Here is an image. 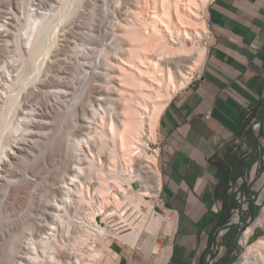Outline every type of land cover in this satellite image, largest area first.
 Here are the masks:
<instances>
[{
	"label": "bare ground",
	"instance_id": "obj_1",
	"mask_svg": "<svg viewBox=\"0 0 264 264\" xmlns=\"http://www.w3.org/2000/svg\"><path fill=\"white\" fill-rule=\"evenodd\" d=\"M7 1L4 0V2L6 3L3 4L1 2L3 5L0 4L2 5L0 7V51H4L1 53H4V58L2 57V59H0V139H3L11 134V132L13 131V121L18 122V125H21L20 128L23 129L22 132H25V134L27 133L30 137L26 138V140L24 141V144H26V146L23 147L18 145V143H15L17 139L15 140V142H10L9 140L8 143L4 142L6 144L0 143L1 188L4 186V182L6 180L7 183L11 182L13 179L15 180V178L10 180L11 178H7V175L5 173L3 174L4 171H8L9 167H12V163L16 161L15 159H17L21 155L23 156V154L25 155V153H22L23 151L28 153L29 147L31 149L35 148V146H37V142L40 143V137H42L44 134L48 135L50 131L55 130V128H52V125L54 124L53 119L49 120V117L51 116L49 114L50 112L44 110L45 106L41 107L37 103H33V101L29 103L28 101L30 100L28 99H31V97L27 99L26 96L25 99L27 100L23 102L19 101V92L14 93V90L10 87V84V89H6L7 86H5V84L7 83L4 84V82L7 77L9 78V76L13 74L14 69H16L17 72L20 71L18 69L19 67L16 66V63L14 64L13 59H11L13 56L11 55L12 57L8 58V55L5 54L6 52L7 54H9L8 50L10 44L12 45V42L15 43L16 51H19L18 55L23 61H21L23 66L20 63V65L22 66L21 68H24L25 66L26 68L24 70H26L28 69L27 64L30 63L29 59L33 60V58L38 54L37 50H40L42 41L45 40H43V38L47 34L45 32H48L51 27L52 33L49 34L51 36H53L52 34H54V37H51V41L53 40L52 42H50L52 43L51 46L56 40L55 38L57 36V33L59 35V38H57L58 41H67L68 35L72 36L75 35V33H78L77 35L81 40V42L79 43L80 45H77V43L75 47H73L74 49L76 48V50L79 51L78 53H81V57L79 56V59L77 56L78 60L76 61H78L77 63L79 64V68L84 69L83 72L85 75L86 73L87 75L88 73L91 74L90 77L86 75L90 78L89 79L86 77L87 79H89L88 81L87 79H83L82 83L87 81L86 83L82 84V86L81 84L80 86H78L79 88H83V85L85 86L86 84L88 85L87 89L88 87L90 88L88 89V93L86 94L87 97L81 103H79L80 109H78V111L80 110L81 114L77 115V117L76 114L73 115L76 119L75 122L72 121L74 124L70 126V128L72 127L73 129L69 128L67 130L66 128L67 131L62 129L65 131V133H63L64 131H62L60 137L57 138L56 136L57 140L55 138H52V140L55 139V142H57L55 143L53 142L54 140L52 141L53 147L55 146L58 150H54L55 153L58 152V156H60V152H62V148H59L61 147L60 145L64 146L65 154L62 156V158H60L61 160L63 159V162L61 161V164H58V156L56 155L55 157H53H57L56 163L59 166L61 165V168L63 167V169L55 168V165L57 166L56 163L53 166L55 169L54 171L50 170L51 167L47 170V168H49L47 167L48 163L44 165L47 168H39L42 171H38V167L35 168L37 170L36 173L38 172L42 175L43 179L40 180H42V182L46 184L44 189H42L44 190V192H46L45 194L50 191L54 194H61L62 196H59L60 198L62 197L61 199H63L65 202H69L70 200L75 201H70V203H73L72 205L74 207V212H78L77 215L80 216L81 214L80 218L82 216L84 218H81L83 220L81 221L80 225V228H82V230H78V225V228L76 227V230L73 229L74 231H69L70 228H68L69 230H67V227H65L66 229L64 228L66 224H61L64 230H58V228L56 227L57 225H59L57 224V221H55L56 226L54 224H51L50 226L47 225L49 223L47 217L46 219L48 220V222L45 221V218H42V220L44 221L42 222L44 224L46 222V225L49 226L48 229H50V231L36 234L35 232L37 231V229L34 228L35 226L32 221L28 222L26 219L25 222L24 218L21 221L23 223L20 222L21 225L16 227L18 223L16 226H13V224L15 223V218H7L13 224H8L7 219L3 221L4 219L0 218V242L3 243L6 238H8L7 240H9L7 241L8 243L6 245V248H2L3 254L1 255L3 256L0 255V264H97L98 260L104 255L102 253V247L101 250L99 248H96L98 240L103 243L104 239H107L108 236L112 235L118 238L122 243L129 244L130 246L135 247L136 245H138V242L145 230L154 233L157 237L156 243H154V245L150 249L152 254H156L158 251V241L161 239L160 232L167 224H172L175 226V220L169 219L168 214L163 213L160 209L158 210V208L150 200L146 199L147 196L152 194V188L155 189L163 186L162 174L158 167L159 150L156 148H152L150 143H155L158 139L157 126L162 110L169 102V100L173 97V94L176 91L184 88L191 82V79H193L192 73L195 70L196 66H199V64L203 63L205 60L208 48L206 46L190 44L189 41L201 36H206L207 38L209 37L210 30L207 26V16L201 21H198V18H202V16L205 15L204 13L207 12V7L210 0H132L130 2H125L128 5L134 4L137 9L125 4L124 6L128 7V9H125V11L118 10L117 5L115 6V9L109 6L110 0H101L103 4L100 5L102 6V8L99 16V24L100 26L104 25L106 28L102 36H96V34L94 36L90 31L86 32V29L85 31L82 30L83 28L79 30V27L85 21H81L83 23L78 26L79 24L75 22L76 19H74L72 16V14L74 13V9L72 10L70 7H67L68 3L63 0H24L25 2H23V4H25L23 6H21L20 4L22 0L21 2L19 0L13 2H11L10 0ZM112 2L118 4L120 1L112 0ZM19 6L24 10V12L22 11L23 14L21 13V16L24 17L25 22H22L23 24H20L21 27H19L20 25L18 26L19 30L16 33H13L14 40H10L8 36H10L11 33L15 30L12 29V31L11 27L8 26L10 24L9 20H14V18H18L20 20L22 18H20L19 13L17 14L18 10L16 11V9H19ZM137 6L141 8L138 9ZM145 6L146 9L148 8L147 6L150 7V13L144 11L145 8L143 7ZM13 7L14 9H12ZM116 12H119L118 14L120 15L122 14L124 18L126 15V19L128 20V22L126 23L121 21L120 17L122 15L118 17ZM72 18L74 19V21H71ZM80 19L84 20L81 17ZM80 19L78 21H80ZM73 22L77 23L76 26L78 30L73 28L75 26L72 24ZM84 25L85 24H83L82 27H84ZM86 25L85 27H87ZM43 33L45 34L43 35ZM61 36L63 37L60 38ZM178 41H181V46L179 47L175 45V43H177ZM91 42H93V44L96 42L97 45L100 44V46H102V48L100 47V51L99 49H97L98 54H96L95 57L94 55H89L88 51L86 50L88 48H95L94 46H88L87 43ZM45 43L42 44V46H45ZM65 44H61L60 42V45L64 46ZM50 47L49 49L51 50L52 47ZM61 47H59V50ZM65 47L64 49L62 48L60 52H55L53 50L50 55L51 58L49 57L51 67H54L56 64H60L62 63V61L67 60L66 56H64L66 57L64 58L62 57L63 55H60L63 50L64 52L67 50ZM49 49L47 48L48 52L50 51ZM10 51L12 52L13 50L10 49ZM93 54H95V51H93ZM75 55L76 54H74V56ZM16 60L18 61V59ZM60 72L61 70L57 73L59 74ZM66 72L68 71L66 70ZM61 73L64 74L65 71ZM58 74L57 76H59V79L56 78V80L58 81L55 80L56 76L54 78L52 76V86H49L51 84L47 85V83L44 81L46 79L49 80L48 76V78L46 77L43 78V80L41 79L42 82L39 83L40 86L42 85L45 88L47 87V89L41 91L44 93V95H53L57 103L67 105L75 100L74 96L72 97V95L77 93V90L73 88V85L71 87L68 81L69 79H66L69 76H61L62 74ZM49 81L51 82V80ZM2 84H4V86ZM4 87H6L5 90ZM31 91L34 93L33 90ZM17 94H19L18 97ZM34 102L36 101L34 100ZM95 105H98V107L102 108L101 111H103L104 114L100 113V111L98 112V108H96ZM89 114L92 115L89 116ZM95 114H99L98 116H100V120L96 116L95 118H97L96 120H98L96 122L98 123L99 121H101L100 124L103 127L101 133L99 132L100 134H98V132H96L97 134L95 133L96 136L100 135L99 137H96L93 133L91 134L92 130H90L93 128H91V125L93 124L92 121L95 122ZM31 126L32 129L30 128ZM66 127H68V125ZM145 133H147L148 135L146 141L143 140V135ZM16 137L18 138V136ZM110 141H112L113 146L111 145ZM63 142L65 143L63 144ZM54 143L59 144V146L55 145ZM84 148L85 150H83ZM19 150H21V152H19ZM51 150L53 154L54 151L53 149ZM70 150L76 151V154L72 151L73 155L75 154L74 157H76L77 160H75V165H73V167L71 166L72 168H69V163H71V160L74 157L70 154ZM83 151L86 156L90 155L91 157L95 153V155H105L107 157V160H109L108 162L111 164L109 167L110 169H112L113 167L116 168L115 163L119 161L117 160V157H120V159L122 160L121 162H123L122 169L125 166L126 171L125 169L124 171L128 172L126 173V175H123L126 177H119L122 176L118 172V170L120 169L119 167H117L119 168L117 171H115L116 169L113 168V174L115 172L118 173L110 176V181H107L110 177L105 180V172H102L104 175L100 172V175L102 174V177L104 176L105 178H101V176L99 175L97 177L96 175L99 174V171L102 170H99L98 168L95 170V165L93 166V170L95 171L91 169L89 164L88 165L90 168L88 167V165L86 169L85 167H83L84 165L82 166L83 155L81 157V154H83ZM91 157L90 159L92 160ZM91 163V165H93V162ZM43 168L45 170H43ZM88 169L92 170L93 174H90V170ZM96 171H98V173L94 174V172L96 173ZM14 174L15 172L13 173V175ZM68 174L70 177H68ZM117 174H119V176H117ZM65 175H67L66 177H68V180L65 179L64 181V178H66L64 177ZM92 175L96 176L95 178H98V183L94 182L93 179L95 178ZM40 180L36 183L38 184L39 182V184H43ZM90 181L91 183L94 182V187L97 184L96 188H93L94 190L97 189L96 191L98 192V197L96 198L97 201L95 200V202H93V198L91 199L78 196V192L80 190L78 188H83L82 186H84V190H80V193L81 191H83L82 196L88 195L89 191L93 193L92 189H90L89 191L87 189L91 187ZM86 182L90 183L89 187L87 186L86 188L87 190H85ZM108 184L109 186L111 184V189L114 186L115 188L117 187V191H119L120 194H118V192H112L113 195L110 194L111 189L108 190ZM71 185H75V187H72ZM27 186H25L24 188H26ZM71 187L72 190H74L73 196L75 193L79 197H76L78 200L76 198H71ZM74 188L76 189V192ZM30 190L29 192H25L28 191L25 190L20 193L17 191L18 194H15L17 195V198L15 196V200L10 201V204L8 203L11 209H19L23 207V205H25L27 200L30 201V198H32V195L30 194L33 193V190H31L32 192ZM84 191L88 193H84ZM96 191H94L93 194L95 197L97 196L95 195ZM0 194L2 195V193ZM29 195L31 197H28L29 199H27L26 197ZM42 195L44 196V193H42ZM93 195L91 194L92 197ZM110 195L113 196L114 202L117 204H120L123 201L128 202V206L133 208V210L137 212V215H140V219H138L137 223H134L132 219L129 220V216L131 213L129 214V216L124 214V217H121L123 218L121 220L125 222L124 224L120 225L118 224V222H115V214H118L117 210L119 209L116 210L115 207L114 210H107L106 207L108 205L110 207V204L113 203ZM46 197H48V194ZM46 197L45 199H47ZM52 202L50 201L51 204ZM63 202L61 200L62 204H58L60 209L63 207V205L66 207L65 209H67L70 204H67L68 202L64 204ZM66 204L68 206H66ZM60 205H62V207ZM143 206H146L148 208L147 212L144 211ZM238 208H240V203ZM57 210L55 212L53 211L52 213V210L50 209L51 213L58 219L57 215L60 211L57 212ZM122 211L123 210H121V212ZM47 212H49V210ZM70 212L72 214V211ZM121 212L120 214L122 216L123 214ZM37 213L40 214L41 212ZM54 213L58 214L56 215ZM39 214L36 215L39 216ZM41 214V216H43V213ZM59 215L62 217L61 212ZM67 217H70V214ZM64 218H66V216H64ZM236 219L237 218H234V220ZM59 220L60 223L64 222L60 217ZM66 222L68 223L69 221ZM261 222L263 223V219L261 220ZM43 223H40L42 227L45 226ZM61 225H59V227ZM73 227L75 228V225ZM34 229L36 231H34ZM106 246L111 250L108 244ZM106 246L104 248H106ZM248 247L249 248L243 255V261L241 262V264H264V237L259 238L255 242L251 243ZM167 257L168 253L165 254V260H167Z\"/></svg>",
	"mask_w": 264,
	"mask_h": 264
},
{
	"label": "crops",
	"instance_id": "obj_2",
	"mask_svg": "<svg viewBox=\"0 0 264 264\" xmlns=\"http://www.w3.org/2000/svg\"><path fill=\"white\" fill-rule=\"evenodd\" d=\"M207 15L214 36L201 74L173 95L157 126L163 197L178 210L165 264H208L215 235L236 208L242 173L251 218L264 201V149L243 157L242 139L248 108L258 113L264 136V0H211ZM257 143L249 136L248 150ZM124 246H112L119 264L133 251Z\"/></svg>",
	"mask_w": 264,
	"mask_h": 264
},
{
	"label": "rangeland",
	"instance_id": "obj_3",
	"mask_svg": "<svg viewBox=\"0 0 264 264\" xmlns=\"http://www.w3.org/2000/svg\"><path fill=\"white\" fill-rule=\"evenodd\" d=\"M5 1H7V0H5ZM11 2H13V1H16V0H10ZM20 2H21V0H19ZM31 1V0H30ZM63 1H65V2H67L68 3V5H67V7H70L72 10L74 9V15L72 14V16H73V18L74 19H76L75 20V22H77L79 25L78 26H80V24H82L83 22H81V21H85L83 24H87L86 26L88 27H85V25H84V27H82L83 26V24L79 27V30L80 29H82V30H84L85 31V29L87 30L86 32H88V31H90L91 32V34L92 35H94L95 36V34H96V36H102V34H104V32H105V26L104 25H101L100 26V24H99V16H100V11H101V8H102V6H100V5H102L103 4V2H101V0H63ZM109 1V0H108ZM118 1H120L118 4H115L114 2H112V0H110V2H109V6H111V7H113L114 9H115V6L117 5V8H118V10H121V11H125V9H128V7L127 6H129L128 4H126V2L125 1H128V2H130V1H132V0H118ZM211 1V0H210ZM4 4V3H6V2H4V0H0V4H2V3ZM8 2V1H7ZM19 2V3H20ZM23 2H25L24 0H22V2L20 3L21 4V6H23L24 4H23ZM73 2V3H72ZM2 4V5H3ZM69 4H70V6H69ZM77 4V5H76ZM127 5V6H124V5ZM150 4V3H149ZM2 5H0V7L2 6ZM76 5V6H75ZM132 8H135V9H137L136 8V6H134V4L132 5H130ZM150 6V5H149ZM149 6H147L148 8L146 9V6L145 7H143V8H145V10L144 11H147V13L149 12L150 13V7ZM126 7V8H125ZM138 7V6H137ZM22 7H20L19 6V9H16V11H17V14L19 13L20 14V20L18 19V18H14V20L12 19H10L9 20V22H10V24L8 25V26H10L11 27V30L13 29V30H15L14 32H12L11 33V35L10 36H8V38L10 39V40H14V34L13 33H16L18 30H19V27H21V25L20 24H23L24 22H25V20H24V17L23 16H21L22 14H23V12H24V10H23V8L21 9ZM124 8V9H123ZM139 8H141V7H138V9ZM12 9H14V7L12 8ZM21 9V10H20ZM123 9V10H122ZM149 9V10H148ZM20 10V11H19ZM23 11V12H22ZM88 12V13H87ZM22 13V14H21ZM84 13V14H83ZM117 13V12H116ZM119 13V12H118ZM117 13V16L118 17H120L121 15L120 14H118ZM207 13V12H206ZM206 13H204L205 15L204 16H202V18H198V21H201L202 19H205L206 18ZM82 14H83V17H82ZM95 15V16H94ZM82 18V19H84V20H81L80 19V17ZM76 17V18H75ZM79 17V18H78ZM71 19V21L73 20L74 21V19ZM86 18V19H85ZM121 18V21H123V22H128V20L126 19V15H125V18L123 17V15L120 17ZM119 18V19H120ZM16 19H18V20H16ZM80 19V21H78ZM88 20V21H87ZM20 22V23H19ZM23 22V23H22ZM86 22H88V23H86ZM77 23H72L73 25H77ZM14 26H13V25ZM17 24V25H16ZM20 25V26H19ZM19 26V27H18ZM73 27V28H75L76 30H78V28H77V26L76 27ZM104 26V27H103ZM18 27V28H17ZM94 27V28H93ZM101 27V28H100ZM104 28V29H103ZM74 29V30H75ZM90 29V30H89ZM92 29V30H91ZM95 29V30H94ZM208 29V28H207ZM12 30V31H13ZM101 30V31H100ZM50 31V32H49ZM45 33H47L45 36H44V38H43V40L44 41H42V44H44L45 42V46L43 45L42 46V44H41V46H40V50H37L38 52V54L37 53H35V54H37L34 58H33V60H30L29 59V62L30 63H28L27 64V68L28 69H26V70H24L26 67L24 66V68H21L22 66H23V64H22V60L20 59V57H19V51L17 52L16 51V48H15V43L14 42H12L13 44L11 45L10 44V46H9V50H8V53L9 54H7V52L5 53L6 55H8V58H10V57H12L11 59H13V62H14V64L16 63V66H18L17 68L20 70V71H18L17 72V70L16 69H14L12 72H13V74L12 75H10L9 76V78H10V80H9V78L7 77V79L5 80V82H4V84L5 83H7V84H5V86H7V88L6 87H4V90H5V88L6 89H10L9 88V84H10V87L14 90L13 92L15 93H18L19 92V94H17V97H18V95H19V98H18V100L19 101H25V100H27L28 98H30L31 97V99H28V100H30V101H28L29 103L30 102H32L33 101V103H37L38 105H40L41 107L43 106H45V109L44 110H46V111H49L48 113L51 115L50 117H49V120L51 119H53V125H52V128L54 129L55 128V130H52V131H50V133H48V135L47 134H44L42 137H40L41 138V140H40V143H38L37 142V146H35V148H33V149H31L30 147H29V152L27 153V152H25V151H23L22 153H25V155L23 154V156L21 155V156H19L17 159H15V160H13V161H15L14 163H12V167H9V169H8V171L6 172V171H4L3 172V174L5 173L6 175H7V178H11L10 180H12L13 178H15V180L13 179L11 182H4V186L1 188L0 187V193H2V195L0 194V218L2 219H4L3 221H5V219H7V218H15V223L13 224L11 221H9L8 219V224H13V226H16L17 225V223H18V225L16 226V227H18V226H20L21 225V223H23V222H21L24 218V221L26 222V219H27V221L28 222H30V221H32V223H34V228L35 229H37V231L34 229V231H36L35 233L36 234H38V233H41V232H47V231H50V229H48V227L52 224H54L55 225V221H57V224H59V225H61V224H63V225H65L64 226V228L65 227H67V230H69L68 228H70V230L69 231H74L73 229H77L78 228V225H79V229L78 230H82V228H80V225H81V221H83L81 218H83V216L80 218V216H81V214H80V216H78L77 215V213H75L74 212V207H73V203H70V201L71 202H73L74 200H70L69 202L68 201H64L63 199H61L60 198V196L59 195H61V194H54L53 192H48L47 194H48V197H46L47 196V194H45L46 192H44V190H42V189H44V187H45V185L46 184H44V182H42V180H40V179H43L42 178V175L41 174H39L38 172L36 173V169L35 168H37L38 169V171H42V170H40L39 168L40 167H46V166H44V165H46L47 163V167H49V168H47V170L48 169H50V167H51V171H54L55 169H54V165H55V163H56V159H57V157L56 158H53V157H55L56 155L58 156V152H56L55 153V151L54 150H57V148L55 149L54 147H53V142H55V139H56V136H57V138L58 137H60L61 136V134H62V131H67L69 128H70V126H72L74 123L73 122H75V117L73 116V115H75L76 114V117H77V115H79V114H81V112H80V110L78 111V109H80L79 108V103H81L86 97H87V93H88V89L90 88V87H88V89H87V86L88 85H86L85 84V86L83 85V88H79L78 86H80V84H81V86H82V84H84V83H86L90 78V74L91 73H88V75H87V73H86V75L87 76H89V77H87L85 74H84V72H83V68H79V64L77 63L78 61H76V60H78V58L80 59V57H81V53H78L79 51H77L76 50V48L74 49V47H75V45L77 44V45H80L79 43L81 42V40L79 39V37H78V33H75V35H68V40L67 41H58V39L57 38H59V35H58V33H57V36H56V40H55V42H54V44L51 46V44L52 43H50V42H52L51 41V39L54 37V34H52L53 36H51L49 33H52V27L48 30V32H45ZM45 33H43V35L45 34ZM50 35V37H49V35ZM43 35H42V37H43ZM13 37V38H12ZM52 37V38H51ZM63 36H61L60 38H62ZM209 37H210V31H209ZM209 37L207 38L206 36H201V37H199V38H194V39H192V40H190L189 41V43L190 44H196V45H201V46H206L207 48H208V46H209V43H210V40H209ZM72 39V40H71ZM40 40H42V39H40ZM69 40H71V41H69ZM44 42V43H43ZM60 42H61V44H65L64 46L63 45H60ZM62 42H65V43H62ZM41 43V42H40ZM59 43V44H58ZM88 44V46L90 45V47H92V46H94L95 48H88V49H86L87 51H88V53H89V55H94V57L96 56V54H98L97 52H98V50L97 49H99V51H100V47L102 48V46H100V44H98L97 45V43L95 42L94 44H93V42H91V43H87ZM57 45V46H56ZM95 45H97V46H95ZM175 45L176 46H181V41H178L177 43H175ZM47 46V47H46ZM52 48H51V47ZM62 46V47H61ZM66 46V47H65ZM74 46V47H73ZM49 47L51 48V50L49 49ZM59 47H61L60 48V50H59ZM64 47L67 49L66 51H67V53H66V51L64 52V50L60 53V55L62 56V57H64V56H66L67 57V60L65 61H62V63H58V64H56L54 67H51V65H50V62H49V57H50V55H51V53L53 52V50L55 51V52H60L61 50H62V48L64 49ZM68 47V48H67ZM39 48V47H38ZM42 48V49H41ZM47 48L50 50L49 52L47 51ZM10 49L11 50H13L12 52L10 51ZM14 49H15V51H14ZM58 49V50H57ZM69 49V50H68ZM73 49V50H72ZM94 49V50H93ZM96 49V50H95ZM74 51V52H73ZM77 51V52H76ZM83 51H85V50H83ZM93 51H95V54H93ZM2 52H4V51H0V59H2V57L4 58V56H3V54H1ZM41 54H40V53ZM76 52V53H75ZM17 53V54H16ZM76 54L75 56H74V54ZM65 54V55H64ZM73 54V55H72ZM12 55V56H11ZM40 55V56H39ZM39 56V57H38ZM77 56H78V58H77ZM80 56V57H79ZM66 57H64V58H66ZM51 58V57H50ZM15 59V60H14ZM16 59H18V61L16 60ZM17 61V62H16ZM22 61V62H21ZM64 62V63H63ZM20 63L22 64V66L20 65ZM3 64V63H2ZM19 64V65H18ZM33 64V65H32ZM0 65H1V61H0ZM59 66V67H58ZM58 67V68H57ZM70 69H69V68ZM80 67H81V65H80ZM57 68V69H56ZM201 68H202V63L201 64H199V66L197 65L196 66V68H195V70L193 71V77H195V75L201 70ZM59 69V70H58ZM61 70V72H64L65 71V73L63 74V73H59V74H62L61 76H66L67 75V77L68 78H66V79H69L68 81H69V84L71 85V87H72V85L74 86L73 88H75L76 90H77V93H75V94H73L72 95V97L74 96V98H75V100L73 101V102H70L69 104H59V103H57L56 101H55V98H54V96L52 95L51 96V94H45L44 95V93L41 91V90H44V89H47V87L45 88V87H43L42 85L40 86V84L39 83H41L42 82V80H43V78H46L47 76L49 77V80H51V82L48 80V79H46V80H44L46 83H47V85H49V84H51V85H49V86H52L53 85V81H52V79L55 77V80H56V78H58L59 76H57V72L58 71H60ZM66 70L69 72H66ZM20 72V73H19ZM15 74V75H14ZM17 74V75H16ZM47 74H49V75H47ZM51 74V75H50ZM58 74V75H59ZM71 74V75H70ZM83 74H84V76H83ZM73 75V76H72ZM13 76V77H12ZM17 76V77H16ZM45 76V77H44ZM52 76H53V78H52ZM71 76V77H70ZM47 77V78H48ZM83 77V78H82ZM85 77V78H84ZM89 78V79H87V78ZM52 78V79H51ZM42 79V80H41ZM59 79V78H58ZM65 79V80H66ZM83 79L85 80V79H87V81L86 82H84V83H82L83 82ZM9 80V81H8ZM41 80V81H40ZM55 80H54V82H55ZM192 80V79H191ZM8 81V82H7ZM49 81V82H48ZM56 81H58V80H56ZM89 83H90V81H89ZM88 83V84H89ZM4 84H2L3 86H4ZM2 86V87H3ZM39 86H40V88H42V89H40L39 88ZM77 86V87H76ZM37 89V90H36ZM31 90H33L34 91V93L31 91ZM179 91V90H178ZM31 92V93H30ZM177 92V91H176ZM175 92V93H176ZM174 93V94H175ZM173 94V95H174ZM31 95V96H30ZM77 95V96H76ZM25 96H26V98L27 99H25ZM21 97V98H20ZM33 98V99H32ZM34 100L36 101V102H34ZM44 102V103H43ZM56 103V104H55ZM55 104V105H54ZM48 105V106H47ZM70 105V106H69ZM61 106V107H60ZM96 106V108H98V112L100 111V113H103V111H101L102 110V108H100V107H98V105H95ZM30 107H32V106H30ZM33 107H34V105H33ZM70 107V108H69ZM56 108V109H55ZM60 108V109H59ZM48 109V110H47ZM76 110V111H75ZM68 111V112H67ZM78 111V112H77ZM67 114V115H66ZM104 114V113H103ZM92 114H89V116H91ZM99 114H95V116H94V120H95V122L96 121H98V120H96L97 118L100 120V116H98ZM109 115V114H108ZM97 116V118H95ZM74 117V118H73ZM64 118V119H63ZM73 118V119H72ZM72 119V120H71ZM55 120V121H54ZM63 121V122H62ZM73 121V122H72ZM88 121V120H87ZM93 122V126L91 125V128L92 129H90V130H92V132H91V134L93 133L95 136H96V132H98V134H100L101 133V131L103 130V127H102V125L100 124V122L101 121H99L98 123L96 122V124L98 125H96L95 124V122L94 121H92ZM91 122V123H92ZM62 123V124H61ZM65 123V124H64ZM90 123V124H91ZM59 124H61V125H59ZM68 125V127H66L67 125ZM12 125H13V131L11 132V134H9V136H6L5 138H3V139H0V143L1 144H3L4 142H9V140H10V142H15V140L17 139L18 140V142H17V140H16V142L15 143H18V145H20V146H26V144H24V141L26 140V138H29L30 136L26 133L25 134V132H22L23 131V129H21L20 127H21V125H18V122H16V121H13V123H12ZM94 125H96V126H94ZM100 125V126H99ZM61 126V127H60ZM64 127V128H63ZM95 127V128H94ZM102 127V128H101ZM31 129H32V126L30 127ZM59 128H61V129H59ZM66 128H67V130H66ZM101 128V129H100ZM62 129H64V130H62ZM70 129H73L72 127L70 128ZM96 129V130H95ZM95 130V131H94ZM65 131L63 132V133H65ZM69 131H71V130H69ZM73 131V130H72ZM74 132H76V131H74ZM100 132V133H99ZM146 132H147V130H146ZM14 133V134H13ZM67 133V132H66ZM96 133V134H95ZM58 134H59V136H58ZM109 134H110V132H109ZM20 135V136H19ZM46 135V136H45ZM157 135H158V131H157ZM16 136H18V138L16 137ZM26 136V137H25ZM51 136V137H50ZM100 135H97L96 137H99ZM9 137V138H8ZM13 137V138H12ZM11 138V139H10ZM52 138H55V139H53L52 140ZM143 140L144 141H146L147 140V138H148V135H147V133H145L144 135H143ZM57 140V139H56ZM156 140V139H155ZM46 141H47V143H46ZM53 141V142H52ZM51 143V144H50ZM55 143H57V142H55ZM54 143V144H55ZM65 142H63V144H64ZM110 143H111V145H112V141H110ZM4 144H6V143H4ZM39 144V145H38ZM55 145H58L59 146V144H55ZM108 145H110V144H108ZM40 148H39V147ZM48 146H50V147H48ZM57 146V147H58ZM61 147H59V148H62L61 150H62V152H60L61 153V155L60 156H58V158L59 159H57V163L59 164H61V161L63 160H61L60 158H62V156L65 154L64 153V146L63 145H60ZM113 146V145H112ZM49 148H50V150H49ZM58 148V149H59ZM152 148H154L153 147V145H152ZM31 149V150H30ZM49 151H48V150ZM51 149H53V151H54V155L52 154V150ZM22 150V149H21ZM21 150H19V152H21ZM78 150V149H77ZM83 150H85V148L83 149ZM32 151V152H31ZM41 151V152H40ZM58 151V150H57ZM71 152L73 151L75 154H76V151H74V150H70ZM70 152V154L74 157V155H73V152L71 153ZM22 153H20V154H22ZM50 154V155H49ZM52 154V155H51ZM96 154V153H95ZM94 154V155H95ZM46 155V156H45ZM82 155H83V163H82V166L83 167H85V169H86V167H87V165L89 164L90 165V167H91V169L93 170V166L95 167L94 169L96 170L97 168L99 169V170H102V171H99V174H97L98 173V171H96V173L94 172V174H97L96 176L98 177V175L99 176H101V178H105V180L107 179V178H109L110 176H112V175H115V173H118L119 172V174H121L122 176H119V174H117V176H119V177H121V178H124V177H126V176H123V175H126V173H128V172H125L126 171V169H125V166H124V168L122 169V167H123V165H122V163L123 162H121L122 160L120 159V157H117L116 159L117 160H119V161H117L115 164L117 165H115V167L116 168H114V169H116L115 171H117L119 168V170H118V172H115L114 174H113V168L112 169H110L109 167H110V163L108 162L109 160H107V157L104 155H93L92 157L89 155H87L86 156V154H84V151H83V154H81V157H82ZM71 156V157H72ZM97 156V157H96ZM22 157V158H21ZM50 157V158H49ZM90 157L92 158V160L90 159ZM96 157V158H95ZM64 158V157H63ZM94 158V159H93ZM37 159H39V160H37ZM48 159H49V161H48ZM90 159V160H89ZM101 159V160H100ZM53 160H54V164H53ZM76 160V157H74V158H72V160H71V163H69L70 164V167L69 168H72L73 167V165H75L74 163L77 161H75ZM94 160V161H93ZM97 160V161H96ZM100 160V161H99ZM38 162V164H37V162ZM58 161H60V162H58ZM73 161V162H72ZM35 162H36V164H35ZM49 162H50V164H49ZM63 162V161H62ZM85 162V163H84ZM87 162V163H86ZM91 162H93V165H91L92 163ZM102 162V163H101ZM56 163V164H57ZM100 163H101V165L103 166H101L100 165ZM33 164H35V165H33ZM52 164V165H51ZM57 164V166L55 165V168H58V169H63V167L61 168V165L59 166ZM68 164V165H69ZM86 164V165H85ZM14 165V166H13ZM89 165H88V167H89ZM72 166V167H71ZM98 166V167H97ZM31 167H33V168H31ZM52 167H53V170H52ZM89 167V168H90ZM101 167V168H100ZM112 167V166H111ZM117 167H119V168H117ZM11 168V169H10ZM43 168V170H45ZM14 169V170H13ZM84 169V170H85ZM124 169H125V171H124ZM33 170H34V172H33ZM57 170V169H56ZM88 170H90V169H88ZM87 170V171H88ZM90 170V174L93 172V171H95V170ZM103 170H105V171H103ZM121 170V171H120ZM59 171V170H58ZM86 171V172H87ZM15 172V174L13 175V173ZM100 172L102 173V172H105V177L103 176L102 177V174L100 175ZM121 172V173H120ZM9 173V174H8ZM88 173V172H87ZM108 173V174H107ZM112 173V174H111ZM123 173H125V174H123ZM93 174V173H92ZM109 174H111V175H109ZM8 175H10V176H8ZM40 175V176H39ZM107 175H108V177H107ZM39 176V177H38ZM67 175H65L64 177H66ZM93 176V175H92ZM96 176H93L94 178L96 177ZM6 177V176H5ZM20 177V178H19ZM63 177V178H64ZM68 177H70L69 176V174H68ZM68 177H66V178H64V181H65V179H67ZM36 178V179H35ZM18 179H20V180H18ZM22 180V181H21ZM24 180H26V181H24ZM30 180V181H29ZM35 180V181H34ZM41 181L43 184H39V182H38V184L36 183L37 181ZM68 180V179H67ZM66 180V181H67ZM90 180H92V179H90ZM94 180V182L95 183H98V178H95V179H93ZM111 180V177L107 180V181H110ZM18 181V182H17ZM20 182V183H19ZM21 182H22V184H21ZM40 182V183H41ZM93 182V181H92ZM94 182L93 183H91V181H90V183H91V187H89V185H90V183H88V182H86L85 184V190H87L88 189V191L90 190V189H92L93 190V193L92 192H90L89 191V193L88 192H86V191H84V193H88V195H86V196H89V194L91 193L92 195L94 194V191H96V190H94L93 188H96V185H95V187H94ZM10 183V184H9ZM29 185H28V184ZM46 183V182H45ZM88 183V184H87ZM110 183V182H109ZM7 186H6V185ZM19 184H21V185H19ZM34 184H35V186H34ZM37 184V185H36ZM19 185V186H18ZM28 185V186H27ZM33 185V186H32ZM44 185V186H43ZM25 186H27L26 188H24ZM30 186V187H29ZM72 187H75V185H71ZM87 186L89 187V188H87ZM108 186H109V184H108ZM107 186V188H109L108 190H110L111 188V184H110V186L108 187ZM29 187V188H28ZM72 187H71V190H72ZM83 188H84V186H82ZM5 188V189H4ZM24 188V189H23ZM35 188V189H34ZM37 188V189H36ZM83 188H81V187H79L78 189H80V190H82ZM87 188V189H86ZM22 189V190H21ZM33 190V193H31L30 195H32V198H30L31 200V202L30 201H28L27 199H29L28 197H31L30 195L29 196H27L26 198V203H25V205H23V207H21V208H15L16 210H14V209H11V207L9 206V202L10 201H12V200H15L14 198H15V196H16V198H17V195H15V194H18V192L20 193V192H22V191H25V190H28V191H25V192H29V190ZM40 189V190H39ZM75 189V188H74ZM115 189V190H114ZM117 187L115 188V186L110 190V194H112L113 195V193L112 192H114V193H116V192H118V194H120V192L119 191H117ZM5 190V191H4ZM30 190V191H31ZM34 190H36V191H34ZM80 190H79V192H78V196H80V197H85V198H93V202H95V200L97 201V197H98V195H97V191H96V193H95V195H97L96 197L93 195V197L91 196V194H90V196L89 197H86V196H82V192L83 191H81V193H80ZM84 190V189H83ZM91 190V191H92ZM152 190H153V188L151 189V192H152ZM1 191H3V192H1ZM18 191V192H17ZM39 191V192H38ZM43 191V192H42ZM17 192V193H16ZM32 192V191H31ZM70 192H72L71 193V198L73 199H75L76 197H78L75 193H74V196H73V192H74V190H72V191H70ZM75 192H76V189H75ZM5 193V194H4ZM42 193H44V196L42 195ZM29 194V193H28ZM34 194V195H33ZM80 194V195H79ZM4 195H6V196H4ZM26 195H27V193H26ZM37 195V196H36ZM46 195V196H45ZM50 195H51V197H50ZM53 195V196H52ZM112 195H110V197L112 198V202L113 203H111L110 204V207H109V205L106 207L107 208V210L108 211H111V210H114L115 209V207H116V210L117 209H119V210H117V213L118 214H115V218L116 219H114V218H112V219H114L115 220V222H118V224H120V225H122V224H124L125 222L124 221H122L121 219H123V218H121V217H124V214L125 215H127V216H129V214H130V216H129V220H133V222L134 223H137V221H138V219H140L139 217H140V215H137V212H135V210H133V208H131L130 206H128L129 204H127L128 202L127 201H123L122 203H120V204H117V203H115L114 202V198H113V196ZM59 196V197H58ZM62 196V195H61ZM45 197L47 198V199H45ZM95 197V198H94ZM70 198V199H71ZM79 198V197H78ZM51 199V200H50ZM54 201H53V200ZM77 199V198H76ZM146 199H148L147 197H146ZM43 200V201H42ZM47 200H48V203H47ZM55 200H59L58 201V204H62L61 203V200H62V202L65 204V203H67V204H70L69 206L66 204V206H68L67 207V209H65L66 207L63 205V207H62V205H60L62 208L61 209H63V210H61L60 209V207H59V205L57 204V201H55ZM78 200V199H77ZM50 201L52 202V204L50 203ZM75 202V201H74ZM9 203V204H8ZM29 203V204H28ZM39 203V204H38ZM49 204V205H47V204ZM8 204V205H7ZM55 204V205H54ZM58 206H57V205ZM117 204V205H116ZM125 204H127V205H125ZM27 205V206H26ZM42 205V206H41ZM72 205V206H71ZM39 206V207H38ZM50 206V207H49ZM87 206H89V205H87ZM118 206H120V207H118ZM26 207V208H25ZM32 207H34V208H32ZM44 207H46V208H44ZM56 207H59V208H56ZM109 207V208H108ZM38 208V209H37ZM48 208V209H47ZM143 208H144V211L145 212H147V210H148V208L146 207V206H143ZM250 208V207H249ZM47 209V210H46ZM50 209L52 210V213H53V211L55 212L57 209V212H61V215H62V217L59 215L60 214V212H59V214L57 215L56 213H54V214H56L57 216H58V219L51 213V211H50ZM54 209H56V210H54ZM27 210V211H26ZM49 210V212H47ZM121 210H123L122 212H121ZM70 211H72V214H71V212ZM19 212V213H18ZM37 212H41V213H43V216H41L42 214L40 213H37ZM64 212V213H63ZM66 212V213H65ZM68 212V213H67ZM74 212V213H73ZM120 212L123 214L122 216H121V214H120ZM46 213H48V214H46ZM63 213V214H62ZM24 214V215H23ZM39 214V216H41V217H39V216H37V215ZM46 214V215H45ZM50 214H52V215H50ZM66 214V215H65ZM70 214V217H67L68 215ZM76 215V218H75V215ZM120 214V215H119ZM29 215V216H28ZM64 216H66V218H64ZM48 217V220H49V223L47 224V225H49V226H47L46 225V222H48V220L46 219ZM55 218V220H54V218ZM59 217L60 218H62L63 219V221L64 222H66V221H69L68 223L66 222V223H60V220H59ZM74 217V218H73ZM137 217V218H136ZM29 218H30V220H29ZM42 218H45V224L43 223L44 221L42 220ZM125 218H126V216H125ZM41 219V220H40ZM53 221H52V220ZM84 219V218H83ZM263 219V223H264V201L262 202V204H261V206H260V214L259 215H257L256 217H254V218H249V215H247V216H245V217H243L242 215H241V218H237L236 220H234L236 223L235 224H233V226L235 227V229L233 228V231L232 230H230L229 231V233L227 234L228 236H226L225 237V241L227 240V238H229L230 237V241H228V247L229 248H234V250H233V252L232 253H230L229 254V258H230V260L228 261V260H225V261H223V263L222 264H241V262L243 261V255L245 254V252L247 251V249L249 248L248 246L251 244V243H253V242H255L256 240H258L259 238H261V237H264V230H263V227L261 226L263 223L261 222V220ZM38 220V221H37ZM66 220V221H65ZM1 221V220H0ZM40 221V222H39ZM43 221V222H42ZM121 223H120V222ZM13 222H14V220H13ZM21 222V223H20ZM80 222V223H79ZM40 223H43L45 226H43L42 227V225H40ZM76 223V224H75ZM71 226H70V225ZM59 225H55L57 228H58V230L59 229H61V231H62V225L59 227ZM75 225V228L73 227ZM41 226V227H40ZM55 227V228H56ZM73 227V228H72ZM77 227V228H76ZM174 225H172V224H167L164 228H163V230L160 232V237H161V239L158 241V251H157V253L156 254H152L151 253V251H150V249H151V247L154 245V243H156V241H157V237L155 236V234L154 233H152V232H149V231H147V230H145L144 232H143V234H142V237H141V239L139 240V242H138V245H136L135 247H132L133 248V251H132V254H131V257H130V261H129V263H125V264H165V262H166V260H165V254L166 253H168L169 252V246H170V238H171V235H172V233H173V231H174ZM39 228H41V229H39ZM56 228V229H57ZM72 228V229H71ZM39 229V230H38ZM48 229V230H47ZM66 229V228H65ZM52 230H53V227H52ZM64 230V229H63ZM66 231V230H65ZM246 232H248V233H246ZM8 238H6L5 240H6V243H5V240H4V242L2 243V242H0V245H1V247H0V255L1 254H3V250H2V248L3 247H5L6 248V245H7V241H9V240H7ZM106 240V241H105ZM2 241V240H1ZM5 243V244H4ZM3 244H4V246H3ZM108 244V246L111 248V250L106 246ZM117 244H121L122 246H124V244L121 242V241H119V239L118 238H116V237H114V236H112V235H110V236H108V238L107 239H104V241H103V243L101 242V241H97V245H96V248H99L100 250H101V247H102V253L104 254L99 260H98V263L97 264H119V255H117L114 251H113V247H115ZM106 246V248H104ZM113 246V247H112ZM125 247V246H124ZM227 247V246H226ZM225 247V253H224V257L226 256V254L227 253H229V251H228V248H226ZM5 248H4V251H5ZM104 248V249H103ZM151 255V256H150ZM1 256H3V255H1ZM223 257V258H224ZM219 262H216L215 264H218Z\"/></svg>",
	"mask_w": 264,
	"mask_h": 264
},
{
	"label": "built area",
	"instance_id": "obj_4",
	"mask_svg": "<svg viewBox=\"0 0 264 264\" xmlns=\"http://www.w3.org/2000/svg\"><path fill=\"white\" fill-rule=\"evenodd\" d=\"M207 15V14H206ZM207 26L210 30V37L209 40L211 42L214 33L212 30V23L211 20L209 19L207 15ZM210 44V43H209ZM260 47L259 44L253 43L252 48L253 49H258ZM201 74V70L193 77V79H196L199 77ZM192 79V80H193ZM244 121L246 123V132L242 136L243 146L246 148L243 152V157H247L250 152H253V154L258 155L261 153L264 149V136L261 133V120L258 115V113H255L252 108H248L244 117ZM249 136H253L254 139L258 141L257 147L252 148L250 151L248 150V146L246 145V141ZM151 147L153 145L154 148L158 149L160 152V140L159 138L156 140L155 143H150ZM249 152V153H248ZM240 186L248 181V177L246 175H243L240 177ZM240 186H236V197L240 203V208H237L234 210L233 215L226 224H224L219 230L217 231L215 235V240L212 244L211 247V252L208 255L207 261L208 264H215L216 262L223 261L224 253H225V247H226V242H225V237L231 230V227L233 224L236 222L234 221V218L236 217L237 214H240L242 216H247L249 213V207H250V198L249 196L242 192ZM148 200H150L157 208L158 210L160 209L163 213L169 215V219H174L175 223L177 222L178 219V210L174 208H170L166 206L165 200L163 197V186L159 188H155L152 190V194L147 196ZM255 198V195L253 196ZM249 218H251L249 216Z\"/></svg>",
	"mask_w": 264,
	"mask_h": 264
},
{
	"label": "trees",
	"instance_id": "obj_5",
	"mask_svg": "<svg viewBox=\"0 0 264 264\" xmlns=\"http://www.w3.org/2000/svg\"><path fill=\"white\" fill-rule=\"evenodd\" d=\"M243 159H244V158H243ZM243 161L245 162L246 159H244ZM244 162H241V163L239 164V169H240V172H241V173H242V171H241V167H242V165H243ZM242 175H244V173H242ZM234 197L236 198V208H238L239 201H238V199H237V197H236V192H235V194H234ZM236 208H235V209H236ZM258 208H259V207H258ZM250 209L252 210V204L250 205ZM250 209H249V210H250ZM259 210H260V208H259ZM231 217H232V215L230 216V218H229L228 221H230ZM233 228L235 229V227H234V226L231 227V230H232V231H233ZM227 236H228V235H227ZM227 240L230 241V237L227 238ZM226 244H227V243H226ZM226 246H227L226 248H228V251H229V253H230V251H231L232 248H229V247H228V244H227ZM229 253L226 254V256L224 257V260H223V261H225V260H228V261H229V260H230V258H229ZM223 261H220L218 264H222Z\"/></svg>",
	"mask_w": 264,
	"mask_h": 264
},
{
	"label": "water",
	"instance_id": "obj_6",
	"mask_svg": "<svg viewBox=\"0 0 264 264\" xmlns=\"http://www.w3.org/2000/svg\"><path fill=\"white\" fill-rule=\"evenodd\" d=\"M233 250H234V248H232V249H231L230 253H232V252H233ZM230 253H229V254H230ZM223 260H224V259H223Z\"/></svg>",
	"mask_w": 264,
	"mask_h": 264
}]
</instances>
